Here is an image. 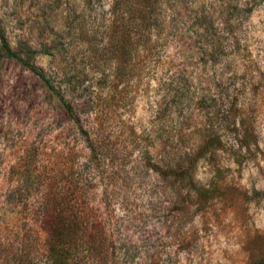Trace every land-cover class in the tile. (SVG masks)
<instances>
[{
  "label": "rangeland",
  "instance_id": "rangeland-1",
  "mask_svg": "<svg viewBox=\"0 0 264 264\" xmlns=\"http://www.w3.org/2000/svg\"><path fill=\"white\" fill-rule=\"evenodd\" d=\"M168 1L157 54L136 51L131 0H0L54 88L0 43V264H47L58 195L81 197L110 264L264 263V0Z\"/></svg>",
  "mask_w": 264,
  "mask_h": 264
},
{
  "label": "trees",
  "instance_id": "trees-1",
  "mask_svg": "<svg viewBox=\"0 0 264 264\" xmlns=\"http://www.w3.org/2000/svg\"><path fill=\"white\" fill-rule=\"evenodd\" d=\"M133 30L136 36L135 48L138 53L142 50L156 49L157 54L164 47L166 36V12L171 10L168 0H131ZM172 11V10H171ZM1 47L7 56L20 61L31 72L37 75L46 86L54 90L45 74L30 65L14 52L0 31ZM155 50V51H156ZM140 64V62H139ZM171 79V78H170ZM172 80V79H171ZM61 102L68 115L79 121L78 112L72 104L63 98ZM98 136V135H97ZM98 138L88 136L91 155L96 157L101 151L98 148ZM97 145V147H95ZM186 169L177 166V175L186 174ZM80 196H51L44 197L41 204V229L45 233L42 257L47 264H110L108 246L103 230H96L97 219L90 218V210L81 204ZM264 264V263H259Z\"/></svg>",
  "mask_w": 264,
  "mask_h": 264
}]
</instances>
